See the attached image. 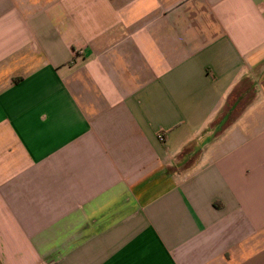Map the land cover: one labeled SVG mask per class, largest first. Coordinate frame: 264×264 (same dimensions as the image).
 I'll use <instances>...</instances> for the list:
<instances>
[{
    "label": "crops",
    "instance_id": "0c3cea01",
    "mask_svg": "<svg viewBox=\"0 0 264 264\" xmlns=\"http://www.w3.org/2000/svg\"><path fill=\"white\" fill-rule=\"evenodd\" d=\"M0 264H264V0H0Z\"/></svg>",
    "mask_w": 264,
    "mask_h": 264
}]
</instances>
